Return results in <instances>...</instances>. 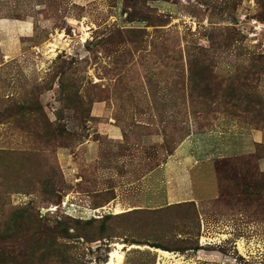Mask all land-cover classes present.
Masks as SVG:
<instances>
[{"label": "rangeland", "instance_id": "374dc122", "mask_svg": "<svg viewBox=\"0 0 264 264\" xmlns=\"http://www.w3.org/2000/svg\"><path fill=\"white\" fill-rule=\"evenodd\" d=\"M260 159L264 0H0V264H264Z\"/></svg>", "mask_w": 264, "mask_h": 264}, {"label": "crops", "instance_id": "0c3cea01", "mask_svg": "<svg viewBox=\"0 0 264 264\" xmlns=\"http://www.w3.org/2000/svg\"><path fill=\"white\" fill-rule=\"evenodd\" d=\"M248 135H243V134H238L235 135L234 137H228L224 138V142L226 141L225 139H227V141L231 142V143H227L228 145H233L235 143H238V145L233 147V152L234 150L236 151L235 154H239V152L241 151L243 153V149L247 150V153H252L251 150H253V143L256 141H252V143L248 142ZM251 138V136H250ZM184 144V143H181ZM179 146V145H178ZM232 149V148H231ZM221 150H225L222 149ZM180 149L177 148L175 150V154L177 156H180ZM228 151V150H227ZM171 155L169 156L168 159H166L165 162H163L161 164V166L157 169L152 170L149 174V178L148 180H150L153 176L154 182L156 181L157 178L161 179V189L163 188L164 194H163V201L170 198L173 200V198H177L178 195L177 194H173L169 188V186L167 185V182L170 180L172 182V184H175L178 192H180V196H182V198L185 199H191V200H195V199H201V198H212L213 196L217 195L219 193V188H218V184H217V179H216V173L214 170V166L212 164L213 159L216 156L213 157H207L206 159H201L199 161H197L195 158H193L192 156H183L182 158L180 157V162H181V168L175 166V164H177V156L176 155ZM220 154V153H219ZM220 156V155H219ZM223 156V155H222ZM218 157V156H217ZM257 166L261 171H264V159H260L257 162ZM193 172H196L198 174H200L202 176V178L204 179V181L210 186L209 188V192L206 193L205 195H199V193L195 190L194 185L192 184V179H191V175L193 174ZM148 174V175H149ZM147 175V176H148ZM178 178H183V184L187 185L186 186H179L178 185ZM149 185H151V183H149ZM176 190V189H175ZM174 190V191H175ZM256 231H262L263 228L261 226H259L258 228H253ZM254 233V230L252 231Z\"/></svg>", "mask_w": 264, "mask_h": 264}, {"label": "bare ground", "instance_id": "6f19581e", "mask_svg": "<svg viewBox=\"0 0 264 264\" xmlns=\"http://www.w3.org/2000/svg\"><path fill=\"white\" fill-rule=\"evenodd\" d=\"M114 212L115 213L121 212V208L119 207V205H115ZM223 237H224L223 235H220L219 237H214V238H207V237L202 236L200 238V244L203 246V245H206L207 241H217ZM121 248H122L121 244H113L112 249L108 254V258L105 264H122L123 253L121 252ZM237 249L239 250V252H242V246L240 243L237 244ZM157 252L159 253L160 256H165V257L169 256L168 254L169 252L163 251L161 249H158Z\"/></svg>", "mask_w": 264, "mask_h": 264}]
</instances>
